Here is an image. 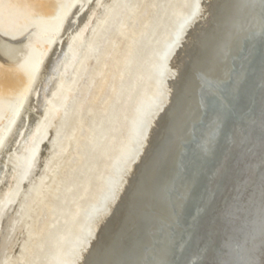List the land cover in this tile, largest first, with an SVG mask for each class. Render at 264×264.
<instances>
[{"label": "bare ground", "instance_id": "obj_1", "mask_svg": "<svg viewBox=\"0 0 264 264\" xmlns=\"http://www.w3.org/2000/svg\"><path fill=\"white\" fill-rule=\"evenodd\" d=\"M116 1L117 0H88L77 3L75 9L66 19L59 40L54 44L51 54L49 53V57L43 63L38 76L34 80L32 89L26 98V101L27 99L30 100L29 108L37 113L36 116L28 109L25 115L20 118L15 133L13 137L10 138L11 140H7L8 144L6 143L7 146L5 150H9L8 152L10 153L13 152L12 154L9 153V157L13 158V161L10 162L13 166V172H9L10 169H8L9 166L7 164L3 166L0 162V264H19V262L23 260H27L29 264H35V261L38 259V255L35 256L36 254L34 255L33 252L35 251L34 241L35 237L43 235L45 230L44 225L46 224L44 220V228L40 230V218L46 209L50 210L49 217L53 218L54 215H56V211H52V205L45 203V199L48 197L49 189L52 188L54 184L59 183L58 174L61 173L64 166L73 158L74 151L78 144L73 134H71L72 139L67 155L63 158L53 157V166L49 167L50 170H53L51 172L52 175L43 179V185L36 193V198L29 201H26V198L29 191L34 190L33 187L36 179L39 177L38 171H41L43 168V160L51 154V147L49 144L53 143L52 147H55L58 136L62 131L61 129H63L69 119V114L73 110L69 105H71L70 103L75 98L74 90L81 84L84 75L76 80L75 88L69 89V92L63 96L61 105H55L56 103H54L53 99L54 97H58V91L62 86L61 83L63 80L68 81L74 67L76 68L79 65L84 49H87L92 38L99 30L103 19L109 17V14L116 9ZM191 10L192 16L189 17V19L187 18L188 20L183 21L182 29L181 31L179 30L180 33L178 38L176 37L177 42L170 45L171 47L166 53L168 57H165V59H168L171 53L173 54L178 48L176 51L177 58H174L175 61L168 60L169 66L167 67V73L164 77V63L159 76L156 74L160 98L148 115V120L146 119L145 121L149 123L152 119L154 120V118L157 117L159 118V122H157L159 124L153 120L151 121L155 127L153 126V133L152 131L150 133L152 137L149 135L151 141L148 144V149L145 151V145L139 148L138 141L140 138H143L144 131L146 130L144 126L143 132H140L136 141V148L131 150L133 152L130 155L128 154L129 157L126 160L124 159L125 161H123L121 165L118 176L109 186L107 198L102 202L100 209L92 213L91 217L89 216L90 218L87 221V229L85 228L86 232L83 241L78 244L73 243V245H69V247L67 246L68 248L66 247L67 250L65 251V255H67V251H70V256L68 259L60 258L63 259V261L60 260L62 261L60 264H114V262L115 264H122V260H119L122 258V255L124 254L125 256L127 252L129 254L123 258L126 260L125 264H145L144 261L150 259L153 252L157 251L155 246L158 244L157 241L159 238L156 239V236L153 234H155V232L160 233L163 227L159 220L165 222L166 226L170 228L171 224L177 219V216L172 214L173 212L167 207V204L164 207L163 203L165 197L171 199L170 193L173 187L171 185L172 177L168 179L167 176H164V178L168 179L169 183H165V187L162 188L161 192V190H157V188L153 186L152 175L154 172L153 170H149L144 175V181L142 179V174V182L140 184L144 187L140 190V186L138 185L139 188H135L138 180L134 185L132 184L140 170L139 167L140 163L142 164V157H139L141 159L137 167L133 165V162L139 160L137 157L139 156V152L141 156L144 151L147 152L149 150L148 156L144 153V155L147 156L144 162L148 163L155 154L156 157L154 158V162L158 164V162H160L158 157L159 145L164 146V150L167 149V153L169 154L168 148L173 137L175 139H173L172 146L176 139L180 141L179 143L193 140L186 136L184 137L183 133L179 132L176 126L179 123V126H182L183 121L178 118L183 114H188L190 121L195 120V122H197L200 120L197 118L196 114L197 112L198 114L200 113V115H198V117H200L202 111L200 107L195 108V103L191 99L192 96L197 95V93L202 90L205 96L212 97L213 94L221 96L223 87L220 85L224 82H228L231 78L232 67L229 57L233 54L234 57L236 56L240 59L237 45L241 44L242 40L245 38L256 43L257 40L254 38L256 36H253V34L260 36L264 33V16H261L260 13L264 10V0H197L191 7ZM133 19H135L134 15L126 21L124 26L128 27L133 25ZM187 29L189 31H187ZM190 37L192 38L190 39ZM26 38L27 36L14 39L0 33V61L10 67L17 66L23 60L27 52L25 46ZM138 42L137 44H140ZM241 46L242 44L240 47ZM254 47L255 46H252V49ZM180 50L181 54L178 55ZM181 57L183 61L180 60ZM250 59L251 57L248 58L247 63H249ZM169 79H171V81ZM35 84L36 86H34ZM160 100H162V102ZM226 103L229 105L228 101H223V103L220 104L222 105L221 108H226ZM23 104L25 105L26 103L24 102ZM24 105L18 112L16 120L19 119L23 108L24 111L26 110ZM27 107L26 105V108ZM194 117L196 119H194ZM107 128L108 127L102 120L99 126L95 128V131L91 133L104 135ZM76 130L77 128L74 127L73 132ZM167 130L169 134H167ZM8 134L9 133H6V137ZM91 137L92 135L90 139ZM148 139L145 142L146 144L150 140ZM179 147L181 150V144ZM18 148L26 152L28 150L32 151V156L28 160L26 159L28 164L26 169H24L26 170L24 174L17 165L21 160L16 153ZM179 149L177 152H180ZM9 157H3V160H8ZM146 163L144 165H146ZM135 168L137 170H135ZM127 170L128 175H124L125 172L127 173ZM59 171L60 173H58ZM146 171L147 169H145L144 172ZM128 179L132 181L129 182ZM127 182L128 185L126 186ZM123 185L125 186L123 187ZM116 186H119L117 190L121 198H118L113 204L111 203L112 205L108 204L105 206L108 197H111L113 189H116ZM65 187L68 188L67 186ZM68 190L69 188L67 191ZM160 192L164 198L160 201L162 204H158V198L155 196L156 193ZM75 193H71V196H75ZM122 196H124V199ZM52 197L54 198V204L57 203L56 208L58 209H61L60 205L67 200L65 199V193H61V191L54 192ZM105 209H109V212L105 213ZM71 215L72 213H70V216ZM63 216L64 215H62V217ZM98 216H100V219L95 221ZM64 220L59 223V226L63 225ZM54 222L57 223V221ZM103 222L105 223L102 226ZM137 224L147 226V233L140 239L142 241L148 238L147 241L142 245L139 241V243H132L133 249L127 250V252L125 248H120V251L116 250V246L120 245L121 241L125 238H137L138 231L135 228ZM52 226H55L54 223ZM46 227L48 226L46 225ZM101 230L103 232L102 234ZM75 231L76 233L74 235L76 236L79 231L77 229ZM108 231H111L110 238L103 240L104 232L106 233ZM124 231L126 232L124 233ZM95 232H97V234L100 233L101 236H99L100 234L98 235L99 237H97V234L94 235L97 237V241L89 248L93 236L92 234ZM24 236L25 238H23ZM148 248H151L153 251H148ZM53 249L54 247L49 244V246L43 250V255L47 256V254L53 253ZM166 263L168 262H163V264Z\"/></svg>", "mask_w": 264, "mask_h": 264}, {"label": "rangeland", "instance_id": "obj_2", "mask_svg": "<svg viewBox=\"0 0 264 264\" xmlns=\"http://www.w3.org/2000/svg\"><path fill=\"white\" fill-rule=\"evenodd\" d=\"M85 1L88 0H0V33L14 39L27 36V52L17 66L10 67L0 61V162L3 166L7 164L10 167L9 172H13L10 163L13 158L9 157L13 152L5 150L8 141L13 137L20 118L28 109L33 115L37 114L29 108L30 100L26 101V98L43 63L59 40L66 19L77 3ZM196 1L117 0L116 11L113 10L109 17L103 19L69 80L62 79L58 97L53 99L55 105L62 104L63 96L69 89H74L76 80L84 75L81 84L74 90L75 98L69 105L73 110L69 119L61 129L55 147H52L53 143L49 144L51 154L43 160V168L38 171L39 177L36 179L34 190L29 191L26 201L36 198V193L43 185V179L52 175L53 170L49 167L53 166V157L63 158L67 155L71 134L78 144L72 160L64 166L62 174L58 172L59 183L49 189V198L45 199V203L52 205V211H56V215L49 217L50 210L46 209L40 218L39 229L45 226V230L42 236L35 237L33 252L35 256L38 255L35 264H60L70 256V251L65 255L69 245L83 241L88 219L100 209L102 202L107 198L109 186L118 176L123 161L137 146L136 141L144 117H148L160 98L156 74L159 76L170 45L177 42L183 21L192 16L191 7ZM133 15V25L125 27L126 21ZM23 105L26 110L23 108L19 119L16 120ZM102 120L108 127L105 134L91 133ZM154 122L159 121L156 119ZM74 127L77 128L75 132ZM6 133H9L7 137ZM150 140L145 145V151ZM28 151L18 148L16 152L21 159L17 165L23 174L28 164L26 161L32 156V151ZM144 153L140 157L143 158ZM3 157L9 159L3 160ZM140 159L133 164L135 167ZM125 175H128V171ZM65 186L69 188L68 191ZM59 191L65 193L67 199L65 204L62 203L65 206L60 205L61 209L56 208L57 203L54 204L52 197L54 192ZM73 192L75 196L72 197ZM44 220L46 224L43 223ZM63 220V225L59 226ZM53 223L55 226H52ZM76 229L79 231L77 237L74 235ZM99 234L97 237L101 236ZM97 237L89 248L96 243ZM49 244L54 247V252L44 256L43 250ZM19 264L29 262L23 260Z\"/></svg>", "mask_w": 264, "mask_h": 264}, {"label": "water", "instance_id": "obj_3", "mask_svg": "<svg viewBox=\"0 0 264 264\" xmlns=\"http://www.w3.org/2000/svg\"><path fill=\"white\" fill-rule=\"evenodd\" d=\"M263 11L261 16H264ZM253 36H256V43L245 38L241 47L237 45L240 59L233 54L229 57L231 78L220 85L223 87L221 96H205L203 90L192 96L195 108L200 107L202 111L200 117V113L196 114L200 120L190 121L188 114L178 118L183 121L182 126L176 125L178 131L193 140L179 143L176 139L172 146L173 137L169 154L159 145L158 164L154 162L155 154L150 156L148 163L144 162L149 150L142 158L132 185L138 180L135 188L143 189L141 180L144 181L145 173L153 170L152 184L162 192L172 177L171 199L165 196L164 199L161 192L155 196L158 204L164 199V207L167 204L177 216L170 228L159 220L163 227L160 233L153 234L159 238L155 246L157 251L144 261L145 264H264V33ZM252 46L255 47L252 49ZM177 49L164 60L163 77L167 73L168 60L177 58ZM178 53L180 55L181 50ZM223 101L229 103L225 104L226 108H221ZM146 118L142 122L146 130L138 141L139 148L146 145L153 129V119L146 123ZM156 119L159 118L153 121ZM142 124L140 131L144 129ZM115 188L105 206L119 198V186ZM104 212L108 213L109 209ZM99 219L100 216L95 221ZM135 228L137 238H125L116 250L125 248L127 252L133 249L132 243L139 241L142 245L147 241L148 238L140 240L147 233V226L137 224ZM110 232H104L103 240L110 238ZM96 234H92L91 242ZM125 256L123 254L119 260L122 264H125Z\"/></svg>", "mask_w": 264, "mask_h": 264}]
</instances>
